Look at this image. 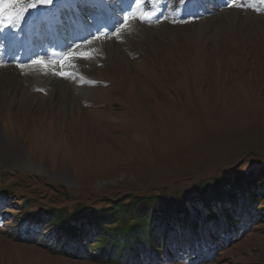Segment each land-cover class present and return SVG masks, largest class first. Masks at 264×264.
Here are the masks:
<instances>
[{
    "label": "rangeland",
    "instance_id": "rangeland-1",
    "mask_svg": "<svg viewBox=\"0 0 264 264\" xmlns=\"http://www.w3.org/2000/svg\"><path fill=\"white\" fill-rule=\"evenodd\" d=\"M185 3L66 5L65 43L40 55L36 42L18 56L19 74L0 71V192L13 195L0 208V264H149L152 254L125 263L70 256L45 224L40 244L22 241L16 217L184 192L264 167V0H193L191 11ZM69 52L91 55L64 63ZM38 58L48 67L31 63ZM221 235L150 264H264V216L249 212Z\"/></svg>",
    "mask_w": 264,
    "mask_h": 264
},
{
    "label": "trees",
    "instance_id": "trees-1",
    "mask_svg": "<svg viewBox=\"0 0 264 264\" xmlns=\"http://www.w3.org/2000/svg\"><path fill=\"white\" fill-rule=\"evenodd\" d=\"M12 197L10 192H0V208ZM262 198L264 167L258 172L221 176L210 182L203 180L184 192L117 199L103 208L84 210L76 206L69 211L66 207L27 211L16 217V228L22 241L40 244L41 231L37 227L47 225L49 235L60 243L58 248L72 250L70 256L90 253L98 259L125 263L129 258L137 260L143 253L152 254L150 264L171 251L186 245L194 246L195 242L203 240L204 246L209 247L214 238L217 242L224 241L226 238L221 232L230 230L247 213L264 216V210L258 207ZM26 205L22 203V206ZM200 207L219 211L205 215ZM191 208L197 216H190ZM229 211L241 213L235 220ZM202 229H216V235H200L198 231ZM92 240L99 243L91 246ZM169 245L172 246L169 248Z\"/></svg>",
    "mask_w": 264,
    "mask_h": 264
},
{
    "label": "bare ground",
    "instance_id": "bare-ground-1",
    "mask_svg": "<svg viewBox=\"0 0 264 264\" xmlns=\"http://www.w3.org/2000/svg\"><path fill=\"white\" fill-rule=\"evenodd\" d=\"M77 2L79 0H70L67 2H61V1H54L51 4H43L41 7L37 8L36 6H32L31 0H25L23 3H21L20 7L17 9V6L11 10L8 9V6L6 7L5 11L0 14V32L4 30H8L10 33H13L14 31L17 30V27H24L25 29L29 28L32 24L35 26H32L31 28H36L40 25H43L42 30H40V33L38 35H43L44 34V29H47L48 32L54 33V27L58 25L62 30L67 32V25L64 22V19L61 17L62 10H64L66 5H69L68 7L71 8H77ZM19 5V4H18ZM45 6H47V9H45ZM27 7L28 11L27 12H21V19L15 20V22H12V17H14L15 13L19 11L21 8ZM69 15L66 14L65 17ZM74 16V15H73ZM64 17V18H65ZM50 18V19H48ZM75 20V17H73ZM33 20V23H32ZM42 21V22H41ZM43 21H46V23H43ZM50 21V22H48ZM52 22V23H51ZM80 26V25H79ZM82 28L80 29V31ZM0 36L7 38L8 40H11V37L4 36L0 33ZM67 36V35H65ZM66 39V38H65ZM64 39V40H65ZM65 43V42H64ZM53 47V46H52ZM8 47L5 43H3L2 39H0V50H14L13 48ZM33 49V48H32ZM34 51V50H33ZM60 51V50H59ZM46 52V51H44ZM56 52V51H54ZM53 52V53H54ZM9 54L11 52H8ZM40 53V52H39ZM57 53V52H56ZM61 53V52H60ZM51 55V54H50ZM52 56V55H51ZM9 56H7L8 58ZM23 59V58H22ZM7 63H9V60H5ZM1 62V61H0ZM5 64V63H4ZM14 67H16V63H11V66H5L1 67L0 71L3 69H12L16 74H19L18 70H16ZM21 67V66H20ZM65 69V68H63ZM66 71V69H65ZM13 79V78H12ZM20 77L15 80L19 82ZM78 86V84H77Z\"/></svg>",
    "mask_w": 264,
    "mask_h": 264
},
{
    "label": "snow or ice",
    "instance_id": "snow-or-ice-1",
    "mask_svg": "<svg viewBox=\"0 0 264 264\" xmlns=\"http://www.w3.org/2000/svg\"><path fill=\"white\" fill-rule=\"evenodd\" d=\"M38 3H43V4H51L53 2V0H37ZM61 2H67V0H61ZM79 2L81 3H84L85 5H99V4H102L103 3V0H79ZM22 3V0H0V14H2L6 7L9 6V5H15V4H21ZM32 6H36L35 4H32ZM27 12L28 9L27 7H24V8H21L19 11H17L14 15V17H12V22L14 23L15 20L17 19H21V12ZM0 39H7L5 37H2L0 36ZM80 56V57H83V58H87L89 57L91 54L89 52H69L65 57H64V63H67L69 60L73 59L75 56ZM31 63H34V64H38V65H41L45 68L48 67V63L42 59V58H38V59H33L31 61ZM61 76H64V77H68L70 76V73H67V72H61L60 73Z\"/></svg>",
    "mask_w": 264,
    "mask_h": 264
}]
</instances>
